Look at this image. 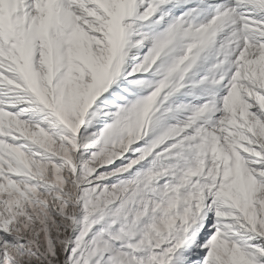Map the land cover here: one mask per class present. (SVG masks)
I'll return each mask as SVG.
<instances>
[{
  "label": "snow or ice",
  "instance_id": "6c2138e0",
  "mask_svg": "<svg viewBox=\"0 0 264 264\" xmlns=\"http://www.w3.org/2000/svg\"><path fill=\"white\" fill-rule=\"evenodd\" d=\"M0 264H264V0H0Z\"/></svg>",
  "mask_w": 264,
  "mask_h": 264
}]
</instances>
